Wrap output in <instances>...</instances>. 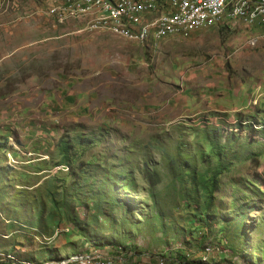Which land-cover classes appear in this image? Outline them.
Listing matches in <instances>:
<instances>
[{"label":"rangeland","instance_id":"rangeland-1","mask_svg":"<svg viewBox=\"0 0 264 264\" xmlns=\"http://www.w3.org/2000/svg\"><path fill=\"white\" fill-rule=\"evenodd\" d=\"M229 19L148 47L0 0V261L264 264V17Z\"/></svg>","mask_w":264,"mask_h":264},{"label":"bare ground","instance_id":"bare-ground-1","mask_svg":"<svg viewBox=\"0 0 264 264\" xmlns=\"http://www.w3.org/2000/svg\"><path fill=\"white\" fill-rule=\"evenodd\" d=\"M139 1H147V5L152 6V9L143 13L141 17H132L129 21L118 20V12L106 13V7H112V0H91L84 8H72L69 2H66V5L70 16L83 18L94 15L97 24L95 28L111 32L128 41L147 44L148 47L156 46L181 30L189 31L206 27V24L211 21L240 17L252 19L256 18L255 14H259L258 17H264V0H219L218 7L205 12L204 19L199 18L198 14L183 17V12L173 11V8L179 7L180 4L193 5V11H206L204 0H125V9L132 12L143 11V4ZM151 14H157V16L147 21L146 16ZM137 31L142 36L131 33Z\"/></svg>","mask_w":264,"mask_h":264},{"label":"built area","instance_id":"built-area-1","mask_svg":"<svg viewBox=\"0 0 264 264\" xmlns=\"http://www.w3.org/2000/svg\"><path fill=\"white\" fill-rule=\"evenodd\" d=\"M91 0H64V2H69V5L72 8H84V6L90 2ZM206 1V11H193V5H182L180 4L179 7L173 8L174 12H183V17H186L190 14H198L199 18H205V12H208L209 9H216L219 5V0H204ZM140 4H143V11L139 12H132L125 9V0H112V7H106V13L108 12H118V20H126L129 21L132 17H141V15L145 12H148L152 9V6L147 5V1H139ZM236 7H244V6H236ZM233 10V9H231ZM258 15L256 16V21H258ZM260 27H264V22H260ZM135 35L142 36L139 31L131 32ZM106 253V252H105ZM129 254H131L129 252ZM136 258L135 255H133ZM132 255H129L128 258H133ZM7 259L15 264H29L23 263L20 261L15 260L13 257H7ZM123 262L120 257L116 256H109L108 254H103V252H89L87 254H75L69 256L65 259H61L58 261H51L39 264H121ZM157 264V263H156ZM163 264V261L160 260V263Z\"/></svg>","mask_w":264,"mask_h":264},{"label":"crops","instance_id":"crops-1","mask_svg":"<svg viewBox=\"0 0 264 264\" xmlns=\"http://www.w3.org/2000/svg\"><path fill=\"white\" fill-rule=\"evenodd\" d=\"M158 1H162V0H158ZM164 1V0H163ZM165 1H168V0H165ZM228 22L230 25H233L234 24V21H232V20H230L229 18H227V19H225L222 23L224 24L225 22ZM236 22V21H235ZM239 22V21H238ZM240 24H242V25H244L246 28L248 27L246 24H243L242 22H239ZM239 26V25H238ZM241 27H243V26H241ZM244 28V27H243ZM250 30L249 31H253V32H257V33H259L258 35H257V37L260 35V32H261V27H259L258 25H256V26H254V27H250L249 28ZM19 249V248H18ZM23 251V250H22ZM106 253H108V252H106ZM136 256V255H135ZM136 257H138V256H136ZM139 257H141V256H139ZM138 257V258H139ZM21 262V261H20ZM143 261H141V260H139V264H141ZM23 263H25V262H23ZM0 264H15L14 262H11V261H7V262H4V261H0ZM144 264H150L149 262H145L144 261Z\"/></svg>","mask_w":264,"mask_h":264},{"label":"trees","instance_id":"trees-1","mask_svg":"<svg viewBox=\"0 0 264 264\" xmlns=\"http://www.w3.org/2000/svg\"><path fill=\"white\" fill-rule=\"evenodd\" d=\"M221 174V172H219V174H215L214 176H213V178H212V187H214V180L216 179V175H220ZM131 250V249H130ZM130 250H126L125 248L123 249V250H116V253H119L120 251H129L130 252ZM115 253V254H116ZM135 255V254H134ZM182 256H179L178 258H177V263H184L183 261H182ZM182 261V262H181ZM185 264H190V263H186L185 262Z\"/></svg>","mask_w":264,"mask_h":264}]
</instances>
